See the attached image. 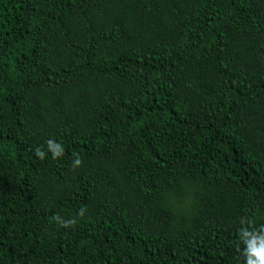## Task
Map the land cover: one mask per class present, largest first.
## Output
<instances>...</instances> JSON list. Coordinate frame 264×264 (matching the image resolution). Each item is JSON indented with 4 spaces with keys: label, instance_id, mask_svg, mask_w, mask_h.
Segmentation results:
<instances>
[{
    "label": "trees",
    "instance_id": "16d2710c",
    "mask_svg": "<svg viewBox=\"0 0 264 264\" xmlns=\"http://www.w3.org/2000/svg\"><path fill=\"white\" fill-rule=\"evenodd\" d=\"M261 226L264 0H0V264H245Z\"/></svg>",
    "mask_w": 264,
    "mask_h": 264
},
{
    "label": "clouds",
    "instance_id": "9594fccd",
    "mask_svg": "<svg viewBox=\"0 0 264 264\" xmlns=\"http://www.w3.org/2000/svg\"><path fill=\"white\" fill-rule=\"evenodd\" d=\"M48 143L50 146L52 145V141H49ZM37 154L41 157L43 156L42 152L38 151ZM73 163L79 165L80 160L76 159ZM243 236L250 237V239H245L247 245L244 252L245 264H264V226H261L259 233H250L247 230H244Z\"/></svg>",
    "mask_w": 264,
    "mask_h": 264
}]
</instances>
